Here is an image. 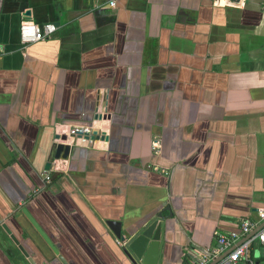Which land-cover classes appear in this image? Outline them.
<instances>
[{
    "label": "crops",
    "instance_id": "obj_1",
    "mask_svg": "<svg viewBox=\"0 0 264 264\" xmlns=\"http://www.w3.org/2000/svg\"><path fill=\"white\" fill-rule=\"evenodd\" d=\"M261 209L263 0H0V264H129L106 223L157 214L158 264H191Z\"/></svg>",
    "mask_w": 264,
    "mask_h": 264
},
{
    "label": "water",
    "instance_id": "obj_2",
    "mask_svg": "<svg viewBox=\"0 0 264 264\" xmlns=\"http://www.w3.org/2000/svg\"><path fill=\"white\" fill-rule=\"evenodd\" d=\"M74 135L83 137L85 140H91L95 137L94 133L91 135H87L86 133L70 134V137L73 138ZM54 138H60L62 143H57L54 145L53 158L63 159L67 157L71 149L68 144L63 143L67 140V137H59L55 135ZM106 225L114 237L123 243L121 246V251L129 264H158L157 261L160 257L162 240L164 237L163 232L165 230L164 221L159 214L140 224L135 229H132V231H129L126 237H122L120 235L119 225L117 222H107ZM262 226H264V224H262L258 230ZM2 228L4 229L3 226ZM10 239L14 242L12 236ZM232 249L233 248L225 250L222 254H220L217 262L224 260L225 257L232 251Z\"/></svg>",
    "mask_w": 264,
    "mask_h": 264
},
{
    "label": "built area",
    "instance_id": "obj_3",
    "mask_svg": "<svg viewBox=\"0 0 264 264\" xmlns=\"http://www.w3.org/2000/svg\"><path fill=\"white\" fill-rule=\"evenodd\" d=\"M264 1V0H263ZM55 31V26L50 23L36 26L31 22H21L19 26V42L22 46L40 42L48 39ZM71 134H83V130L75 128L70 131ZM45 181H49L47 175L44 176ZM258 221H264V209L256 212ZM257 224L249 221L241 222L238 233H219L214 232L213 237L217 247L202 253L196 254L193 257L191 264H209L217 255H220L225 250L233 248L232 251L222 260L221 264H238L239 261L245 260L252 242L264 247V226H262L253 237L244 239L240 244H236L240 237H244Z\"/></svg>",
    "mask_w": 264,
    "mask_h": 264
}]
</instances>
